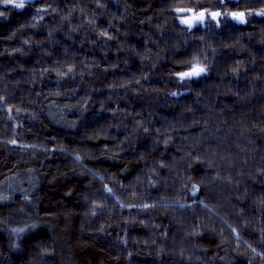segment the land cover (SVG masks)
<instances>
[{
    "label": "clouds",
    "instance_id": "1",
    "mask_svg": "<svg viewBox=\"0 0 264 264\" xmlns=\"http://www.w3.org/2000/svg\"><path fill=\"white\" fill-rule=\"evenodd\" d=\"M0 264H264V0H0Z\"/></svg>",
    "mask_w": 264,
    "mask_h": 264
}]
</instances>
